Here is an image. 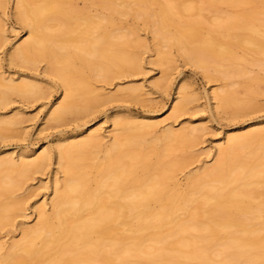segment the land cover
<instances>
[{"label": "bare ground", "instance_id": "1", "mask_svg": "<svg viewBox=\"0 0 264 264\" xmlns=\"http://www.w3.org/2000/svg\"><path fill=\"white\" fill-rule=\"evenodd\" d=\"M83 1L110 14L91 17L74 8L71 0H15L17 17L28 28L29 37L9 59L33 65L36 58H44L47 69L63 83L64 99L48 113L49 121L83 113L102 96L85 88L93 76H106L99 59L120 68L135 67L136 57L124 48L134 35L107 29L117 25L116 17L126 15L146 23L151 20L158 46L176 48L208 78L224 81L225 87L213 93L220 109L234 116L249 107L231 87L239 84L234 82L236 77H245L243 87L250 95V83L256 77L234 64L241 59L235 50L261 56L257 66L264 65V5L250 0H204L205 7L186 5L183 0ZM218 4L239 11L216 17L205 26L198 11L215 10ZM194 11L195 18H180ZM48 22H55L53 34L46 31ZM93 32L98 35L94 37ZM106 48L112 52L107 54ZM0 90V105L8 101V95L30 99L40 93L33 82L15 83L11 78H0ZM123 91L131 95L134 89ZM186 102L187 97H182L173 106L174 116ZM7 125L16 121L0 119V131ZM113 125L119 132L94 162L90 156L100 148L94 131L56 147L63 179L59 185L55 180L50 211L39 210L37 223L9 246L0 264H264V222H256L264 218V155L255 160L259 145L264 144V130L227 135L225 145L218 146L215 163L189 181L187 191L180 194L171 187L180 161L165 158L181 147H191L198 128H166L156 136L154 123L117 120ZM148 135L152 139L147 144ZM255 142L258 146L251 147ZM41 152L28 161L21 155L17 160L0 158L4 173L0 196L17 188L12 175L24 177L44 168L51 155ZM146 154L155 156L151 164ZM83 162L99 175L93 185L81 167ZM138 168L143 177L130 179ZM11 209L12 205L0 204V226L11 218ZM177 211L181 217L175 216ZM189 230L196 234L190 235ZM221 232L220 242L214 244L213 237Z\"/></svg>", "mask_w": 264, "mask_h": 264}, {"label": "rangeland", "instance_id": "2", "mask_svg": "<svg viewBox=\"0 0 264 264\" xmlns=\"http://www.w3.org/2000/svg\"><path fill=\"white\" fill-rule=\"evenodd\" d=\"M203 1L183 0V3L205 7ZM250 1L264 5V0ZM71 4L78 10H85L91 17L97 14L101 16L110 14L96 5L89 7L83 0H71ZM238 11V8L218 4L215 10L203 9L198 11L197 15L204 18L202 21L206 26L216 17ZM196 13L184 12L180 18L182 20H187L189 16L195 18ZM116 18L117 25L109 26L107 29H119L121 33L130 32L134 35L129 36L131 44L124 48L127 53L136 57L135 67L120 68L110 64L106 59H99L100 66L107 71L106 76H93L85 88L102 96L91 102L92 106L87 111L69 114L64 120L54 122L49 121L47 116L64 99L63 83L47 69L48 63L44 58H36L33 65L9 59L14 48L23 44L29 34L28 28L17 17L15 0H0V78L5 81L11 78L15 83L33 82L40 91L39 95L30 99L8 95V101L0 105V119L16 121V125H7L0 131V158L13 157L17 160L21 155L28 161L37 159L42 150H47L51 155V160L39 172L30 171L24 177L12 175L17 188L9 194L0 196V204L12 205L13 212L11 218L5 219L0 226V256L5 255L12 243L21 239L25 229L37 223V214L41 208L49 213V200L53 196L55 180L59 185L63 179L62 169L58 167L56 159V147L60 144L68 146L88 133L96 132L100 148L96 154L90 156L92 158L94 156V162L103 157L104 149L111 141V137L119 132L118 126L113 125L117 120L154 123L157 125L154 134L156 136L166 128L174 131L188 127L198 128V138L191 147H181L165 158L166 161H180L172 175V183L175 186L171 187L173 192L182 194L187 191L189 181L215 163L218 146L225 145L227 135L264 130V65L257 66V61L262 60L261 56L243 49L235 50L241 59L236 60L234 64L249 75L255 76L256 82L250 83L252 94L247 95L243 87L245 77L235 78L234 82L239 84L231 88L238 100L249 102V107L231 116L230 110L220 109L213 99V93L225 87L224 81L208 78L176 48L167 49L162 44L158 46L151 20L146 23L130 15ZM46 26L48 33L53 34L56 30L55 22H48ZM92 35L96 37L98 32H93ZM105 50L107 54L112 52L111 48ZM126 88L134 89L133 94H126L123 91ZM182 97H187V102L182 111L174 116L173 106L179 103ZM151 137L152 135L146 136L147 144L151 142ZM256 146L258 142L251 147ZM259 147L261 150L255 160L264 155V144ZM85 153L89 156V153ZM146 156L148 164H151L155 156L151 154ZM86 164L83 162L81 167L93 185L99 175L86 167ZM142 174V169L138 168L130 179H140L143 177ZM3 175L4 173L0 172V176ZM181 213L177 211L175 216L181 217ZM201 219L204 220L205 216L202 215ZM256 222H264V218ZM189 233L196 234L190 230ZM223 235L221 232L213 237V243H219ZM141 262L145 264V261Z\"/></svg>", "mask_w": 264, "mask_h": 264}]
</instances>
